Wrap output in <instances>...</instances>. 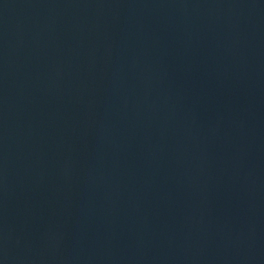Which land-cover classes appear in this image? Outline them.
<instances>
[{
    "label": "water",
    "instance_id": "water-1",
    "mask_svg": "<svg viewBox=\"0 0 264 264\" xmlns=\"http://www.w3.org/2000/svg\"><path fill=\"white\" fill-rule=\"evenodd\" d=\"M0 264H264V0H0Z\"/></svg>",
    "mask_w": 264,
    "mask_h": 264
}]
</instances>
